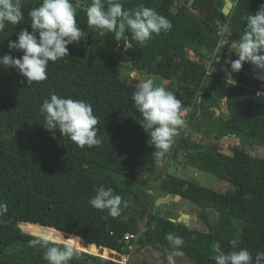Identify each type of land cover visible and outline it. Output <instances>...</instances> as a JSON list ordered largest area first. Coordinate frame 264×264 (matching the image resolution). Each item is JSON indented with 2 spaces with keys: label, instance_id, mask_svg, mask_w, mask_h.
I'll use <instances>...</instances> for the list:
<instances>
[{
  "label": "trees",
  "instance_id": "1",
  "mask_svg": "<svg viewBox=\"0 0 264 264\" xmlns=\"http://www.w3.org/2000/svg\"><path fill=\"white\" fill-rule=\"evenodd\" d=\"M202 1L122 0L125 10L143 3L172 22L171 30L153 34L145 46L125 32L124 40L132 44L125 51L123 38L117 41L113 33L102 35L87 26L84 9L91 0H72L86 43L82 40L68 45V56L49 62L46 80L29 86L14 68L0 66V201L8 205V212L0 216V264H47L45 249L27 243L41 235L56 240V245L49 246L71 244L80 250V258L69 264H116L105 258L111 251L108 248L128 254L129 244L123 236L135 232L142 221L144 231L137 245L146 241L158 246L160 254H181L192 264H215L210 259L215 245L227 252L231 239L247 248L253 261L258 251H264V156L243 155L241 146L235 148L234 155L210 147L212 141L227 134L240 138L235 145L248 138L264 147V81L256 79L258 70L247 62L234 72V81L228 80L232 70L225 60L229 55L238 58L230 52L218 53L219 60L207 71L208 54L219 41V24L228 30L224 32L227 41H238L246 26L244 18L254 14L264 0H235L223 20L219 13L226 0H214L209 12H200ZM41 2L22 0L25 19L0 32V56L22 55L10 50L8 42L16 40L24 28L31 31L27 13ZM122 51L129 67L165 80L167 89L182 100V109L192 107L193 120L185 121L166 159H172L176 166L211 173L228 182L230 189L221 192L174 173L159 172V156L152 154L154 146L139 122L142 116L134 101L127 106L130 78L121 75L123 63L118 53ZM50 93L92 106L98 118L100 145L81 149L58 131L53 137L43 127L39 108ZM223 97L228 112L215 116L214 107ZM187 124L199 134V141L186 135ZM180 149L183 160L178 158ZM152 182H158L162 196L171 194L196 205L204 226L181 222L176 227L174 221L160 215L159 207L153 213V197H147ZM100 184L122 197L119 217H110L106 210L90 205L89 198ZM125 214L127 218L122 219ZM22 222L28 232L19 226ZM169 232L183 238L181 252L174 251L165 239Z\"/></svg>",
  "mask_w": 264,
  "mask_h": 264
},
{
  "label": "clouds",
  "instance_id": "2",
  "mask_svg": "<svg viewBox=\"0 0 264 264\" xmlns=\"http://www.w3.org/2000/svg\"><path fill=\"white\" fill-rule=\"evenodd\" d=\"M79 3V0H77ZM87 26L99 30L103 35L113 33L117 41L123 38V47L127 51L132 44L124 40L128 32L131 39L145 46L153 37L162 31L172 28V22L158 14L143 3L132 10L123 8L122 0H91L85 9ZM77 8L72 0H42L38 6L28 11L30 28L20 30L16 40H9L8 48L21 52L17 57L10 53L0 56V66L14 68L27 84L44 81L48 78L49 62H56L69 55L68 45L86 43V33L76 19ZM25 19L22 0H0V32L7 25L16 26ZM246 26L238 41H231L229 52H234L238 58L229 55L225 62L230 64L233 72H239L244 63H250L258 70L256 79L264 81V4L255 13L244 18ZM228 31L222 29L221 32ZM215 56L216 54L213 53ZM219 57L216 59V61ZM131 100L135 109L141 114L139 121L149 134V144L154 146V156H160L172 146L178 130L184 126L182 118V100L166 86L154 84V78L145 77L134 85ZM39 112L44 117L43 127L55 137H67L79 148H91L100 145L101 138L97 135L98 118L94 115L92 106L84 100L71 97H61L50 93L43 99ZM90 205L98 210L107 211V215L117 218L121 215L122 197L114 194L111 187L100 184L89 198ZM8 212L7 203L0 201V216ZM165 239L176 252H181L183 238L169 232ZM28 246L44 248L43 259L47 264H69L72 259L80 258V250L71 244L62 247L56 245V240L49 235H41L30 239ZM230 250L223 252L220 245L214 247L210 257L215 264H264V251H258L253 256L247 248H242L237 239L229 241Z\"/></svg>",
  "mask_w": 264,
  "mask_h": 264
},
{
  "label": "rangeland",
  "instance_id": "3",
  "mask_svg": "<svg viewBox=\"0 0 264 264\" xmlns=\"http://www.w3.org/2000/svg\"><path fill=\"white\" fill-rule=\"evenodd\" d=\"M118 54H119L121 61L123 63V66L121 68V75L123 77L128 75L130 78V77H138L141 75L136 70L129 67L127 57L123 51L118 53ZM188 55L190 57H192V55L190 53ZM218 64H220V68L222 69V65H221L222 63H218ZM235 73L233 71L228 73V75H227L228 80L234 81L236 78ZM150 78H154V84L157 86H160V85L165 86L166 85L165 80H162L158 77H150ZM224 101H225V97H223L220 101H218L217 106L214 107V110H215L214 115L215 116L218 114L223 115V113L224 114L227 113V111H226L227 108H226V105L224 104ZM215 108L218 111H216ZM190 110H192V107H186V108L182 109V113H181L182 118L185 121L188 120L187 122H189V121L192 122V120H193L192 113L190 112ZM180 129L178 130V134L176 135V137H178ZM184 130L186 132H188L191 139L199 141V134L192 130V127L190 124H187L184 127ZM247 139L248 138H241V145H234V146H232V148L227 147L225 145L221 148V151H223L227 154H230V155H234V154H237V152L235 151L236 150L235 148L237 146L238 147L241 146L242 150H244L243 151L244 154L242 153L243 155L248 154V155H252V156H256V157H263L264 156V147L256 144L255 142H252L251 140H247ZM234 141L235 140L233 139L232 142H234ZM172 148H173V145L171 146V151H172ZM182 154H183L182 150L180 149L178 151V158L183 160ZM167 161L168 160L165 159L163 157V155L159 156L158 161H157V168H158L159 172H161V173H165V172L174 173L177 176H181V177L190 179L192 181H196L197 183H199L201 185L217 189L221 192H224L227 189L231 188V186L229 185L228 182H225L223 180L218 179L215 175H213L211 173L201 171V170L196 169L192 166H186V167H183L182 165L176 166V164L172 161V159L170 162H168L166 164ZM157 185H158V182H156V183L154 182L152 184V188L148 191V193H150V195L147 196L148 198H150V197L152 198L153 196L159 195V197L157 199H154V202H155V200L162 198L161 197L162 195L160 194V191L158 190L159 188L157 187ZM159 212H160V215H162L163 217H168L169 219H172V217H174V219H177L180 216V212L183 214H188V215L190 214V218H188L187 222H183L184 224L191 225V226L197 227V228H202L204 226L203 222L197 216V212H198L197 206L194 205L193 203H191L190 201H188L187 199H184V198H178V197L174 198L173 197L172 199H170L169 203H164V204H161L159 206ZM181 218L183 220L187 219V217L185 215H182ZM19 226L21 227V229L24 232H28L26 230V228L23 226V222L19 223ZM83 242H84V240H83ZM84 243H85L84 245H85L86 249H88V244H86V242H84ZM141 244L142 243L137 245V248H135V250L128 253V259L126 261L127 262L126 264H163L162 261L164 259L162 258V256L158 252V250H159L158 246L155 247L154 245H151V244H145L143 247H141V249L138 252L137 249L141 246ZM100 252L101 251H99L98 254ZM108 253H110V252H108ZM165 254L167 255V253H165ZM109 257H111V255H109ZM174 257L175 256L173 255L172 261L175 264H192V260L188 259L186 257L182 258L181 261H179L178 259H174Z\"/></svg>",
  "mask_w": 264,
  "mask_h": 264
},
{
  "label": "water",
  "instance_id": "4",
  "mask_svg": "<svg viewBox=\"0 0 264 264\" xmlns=\"http://www.w3.org/2000/svg\"><path fill=\"white\" fill-rule=\"evenodd\" d=\"M234 1L235 0H226L225 1L224 5H223V7H222V9H221V11L219 13V17H220L221 20H223L224 17L230 13V11H231V9L233 7ZM213 2H214V0H203L202 1V4L200 6V12L203 9H206V11L209 12V9L213 5ZM145 77H148V75L146 73L141 74L138 77H130V80H129L127 86H126V97L128 99V105H127L128 107H130L131 104H132L131 94H132V92L134 90L133 85L136 82H138L139 80H141V79H143ZM175 90H178L177 83L175 84ZM176 95H177V93H176ZM216 111H218V110L216 109ZM226 111L228 112V109H226ZM196 128L200 132L201 136L204 137L205 142H208L209 139L204 136L203 132H201V130L198 127V125H196ZM233 139L235 140L234 142H232ZM238 142H239V138L236 137L235 134H227V135L222 136L221 138H219L215 142L211 143L210 147H211L212 150H214L216 152L218 150H221V148L223 146H225V145H231V146H233V145L237 144ZM171 198H172V195L171 194H166L162 198H159L158 200H155L154 205H153V213L156 212V210L158 209V207L161 204L169 203V201H170ZM131 209H132V207L129 210H131ZM127 215L128 214H125L124 216H122V219H126L127 218ZM182 215H185L187 217V219H185V220H183L182 218L171 219L172 221L175 222L176 227H178V225H179L180 222H187V220L189 218V215L188 214H182ZM35 224H38V223H35ZM39 225H41V224H39ZM41 226H44V225H41ZM54 229H56V228H54ZM59 231H62V230H59ZM68 234H70V233H68ZM33 235H35V234H33ZM145 244H146V241L141 244V246L137 249V251L139 252V250L141 249V247H143ZM90 245L95 246V244H93V243H91ZM185 257L186 256H184V255L177 254V255H175L174 259L180 260V259L185 258Z\"/></svg>",
  "mask_w": 264,
  "mask_h": 264
},
{
  "label": "built area",
  "instance_id": "5",
  "mask_svg": "<svg viewBox=\"0 0 264 264\" xmlns=\"http://www.w3.org/2000/svg\"><path fill=\"white\" fill-rule=\"evenodd\" d=\"M222 29H225V24H219V26H218L219 41H218V44L215 47V49L210 54H208L207 71H208L210 64L214 60H216L218 57H220L218 53H224V52L226 54L229 53L231 41H227L224 38V32L223 33L221 32ZM213 53H215L216 55L214 56ZM232 54L234 55L235 53L232 52ZM179 133H180V131H179ZM175 144L176 143H174V145ZM174 145H173V147H174ZM169 160H171V159L168 158V161ZM143 231H144V221L139 223L138 229L135 232H128V233L124 234L123 240H125L129 244L130 252L137 246V243H138L139 238H140ZM108 249L111 251H110V253H108V256H105V258H109V259L113 260L116 264H126L127 263L126 261L128 259V254H120L119 252H117L114 249H111V248H108ZM109 255H111V257H109Z\"/></svg>",
  "mask_w": 264,
  "mask_h": 264
},
{
  "label": "flooded vegetation",
  "instance_id": "6",
  "mask_svg": "<svg viewBox=\"0 0 264 264\" xmlns=\"http://www.w3.org/2000/svg\"><path fill=\"white\" fill-rule=\"evenodd\" d=\"M203 10H206V9H203ZM213 142H215V140L214 141H212V143ZM227 147H230V148H232V146L231 145H226ZM136 248V247H135ZM135 250V249H134ZM165 253H167V255L165 254ZM164 254H160L161 256H162V258L164 259L163 261H162V263L163 264H175V263H173V261H172V256L174 255H177V254H172V253H169V252H165ZM187 258V257H186ZM182 259H180L179 261H181Z\"/></svg>",
  "mask_w": 264,
  "mask_h": 264
},
{
  "label": "crops",
  "instance_id": "7",
  "mask_svg": "<svg viewBox=\"0 0 264 264\" xmlns=\"http://www.w3.org/2000/svg\"><path fill=\"white\" fill-rule=\"evenodd\" d=\"M148 77L150 78V77H155V76H149V75H148ZM165 84H166L165 86H168L167 82H165ZM221 111H222V110H221ZM221 111H220V112H221ZM187 134H188V132H186V135H187ZM163 157L166 159V153H164ZM158 197H159L158 195H157V196H153V200H154V199H157ZM161 197H163V196H161ZM174 198H177V197L175 196ZM171 199H172V198H171ZM182 214H183V213L180 212V216H179L178 218H181ZM189 218H190V214H189ZM172 219H174V217H172ZM134 249H135V248H134ZM134 249H133V250H134Z\"/></svg>",
  "mask_w": 264,
  "mask_h": 264
},
{
  "label": "bare ground",
  "instance_id": "8",
  "mask_svg": "<svg viewBox=\"0 0 264 264\" xmlns=\"http://www.w3.org/2000/svg\"><path fill=\"white\" fill-rule=\"evenodd\" d=\"M37 226H41V225H38V224H36ZM54 230H56V229H54ZM58 231V230H57ZM61 232V231H60Z\"/></svg>",
  "mask_w": 264,
  "mask_h": 264
}]
</instances>
